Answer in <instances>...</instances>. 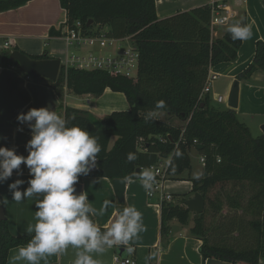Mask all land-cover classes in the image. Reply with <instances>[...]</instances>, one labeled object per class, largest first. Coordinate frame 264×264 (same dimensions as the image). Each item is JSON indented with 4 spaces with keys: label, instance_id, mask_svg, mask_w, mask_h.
Wrapping results in <instances>:
<instances>
[{
    "label": "trees",
    "instance_id": "16d2710c",
    "mask_svg": "<svg viewBox=\"0 0 264 264\" xmlns=\"http://www.w3.org/2000/svg\"><path fill=\"white\" fill-rule=\"evenodd\" d=\"M32 1L0 0V13L20 9ZM59 4L66 12L67 29H76L75 24L80 23L86 37L103 34L118 41L129 39L139 54L136 79L62 66L56 82L36 80L56 93L66 118L75 116L71 124L100 136L103 147L97 167L87 177L124 180L137 169L170 160L169 180L179 181L192 170L191 150L203 146L199 154L205 160L204 176L191 182L192 194H200L205 200V211L192 218L185 206L187 196L179 203L173 197V202H162L164 247L174 220L184 226L192 221L190 235L203 243L204 262L215 259L231 264H260L264 259V136L254 137L235 110L217 108L210 95H202L211 68L236 61L242 41H233L228 30L222 38L214 37L209 7L160 20L155 0H59ZM241 22L248 24L246 16ZM49 36L65 38L66 34L52 28ZM2 55L3 67L28 78L19 64L9 59V52ZM27 56L32 60L52 59L47 50L41 56ZM260 71H264L263 42L256 43L254 61L238 80L249 81ZM107 90L123 94L130 110L114 112L101 120L64 105L66 95L98 99ZM161 100L166 107L158 109L157 101ZM158 113L183 125L156 119L154 115ZM113 138L117 140L110 147ZM129 152L137 156L132 163L126 161ZM225 208L239 215L224 214ZM247 216L253 219L246 221ZM31 235L15 237L8 219L0 221V264H8L10 251L27 244ZM229 235L237 236L238 243L228 244ZM219 236L222 238L218 240ZM116 255L125 260L130 253L126 248H117Z\"/></svg>",
    "mask_w": 264,
    "mask_h": 264
},
{
    "label": "crops",
    "instance_id": "0c3cea01",
    "mask_svg": "<svg viewBox=\"0 0 264 264\" xmlns=\"http://www.w3.org/2000/svg\"><path fill=\"white\" fill-rule=\"evenodd\" d=\"M212 0H155L157 16L160 20L167 19L180 12L191 11L200 7H209ZM222 4L231 5L235 10L238 9L244 13L248 24L251 25L252 36L248 40L242 41V46L238 52V58L234 62L219 64L210 70V74L216 75L217 80L211 86L210 96L217 102L219 98L224 99L226 103L224 108H228L227 101L233 83L253 63L256 52V43H264V0H214ZM161 5L162 9H160ZM233 19L231 25L238 18ZM66 12L62 10L59 0H34L26 6L4 13H0V52L6 53L18 49L30 56H41L49 48V56L52 59H59L64 65L74 57H87L89 54H96L90 46L76 47L77 53L70 55L72 47L68 46L64 38H50L49 33L52 28L61 30L66 34L67 27ZM228 27H220L216 30L214 37L222 38ZM128 39L118 41L113 44L115 48L114 55L120 53L128 45ZM96 42V41H94ZM9 43V48H6ZM97 41L95 44H100ZM98 50V49H97ZM10 53V52H9ZM101 55V54H100ZM240 82V95L238 109L235 110L242 121L250 128V125L257 124L259 136H262L261 127L264 125V71L255 73L249 81ZM219 103V104H224ZM64 105L72 107L79 111H85L93 114L97 118L104 120L114 112H125L130 110L129 103L125 96L120 93H114L107 90L104 95L98 99L92 96H74L66 95ZM49 106L57 111L58 114L65 117L64 109L61 107L56 93L43 83L36 80H29L22 76L13 68H6L0 64V136L6 137L0 141V146L9 148L15 147L18 154L27 155L25 144L30 139V131L24 126L23 132H18L17 115L26 113L31 108H40ZM156 119L172 123L176 126H182V123H175V118L169 115L158 113L154 115ZM247 121V123H246ZM252 124V125H253ZM252 132V130H251ZM113 138L110 147L116 142ZM191 161L196 158L202 166V176H193L194 166L190 173H185L183 179L179 181L165 182L160 191L154 192V197L150 199L149 192L146 191L140 181L127 183L125 193V206L134 205L143 215V223L146 230L142 232L139 239L127 246H115L107 250L103 255L95 256L101 264H116V249L132 247L130 258L136 264H231L215 259H204L201 254L203 243L190 235V229L193 224L187 226L181 225L176 220L171 223V232L167 247H164V241L161 237V195H171L176 202L187 196V200L194 197L192 194L193 183L191 179H202L204 176V164L201 163V155L196 149L190 152ZM192 166V164H191ZM24 176L19 177L27 180L28 170L23 165ZM18 177L15 175L5 184L0 185V197L7 198L9 201L5 204L7 219L10 225V232L15 237L31 235L27 233L28 225L35 223V199H28L22 203L12 201V195L8 190V184L12 183ZM82 191H86L89 200L93 201V206L99 211L105 199L116 202L120 206L113 182L104 178H89L82 180ZM28 185L22 186L23 191ZM42 198V197H41ZM116 210L109 208L102 215L97 216V222L104 228L106 224L115 218ZM194 214H192L193 218ZM18 252V248L9 253L8 264L11 258ZM150 253H156L157 258L147 261ZM75 252L71 248L60 256L49 257L47 264H73ZM19 264H27L26 261H20ZM40 264H44L41 261ZM264 264V259L260 260Z\"/></svg>",
    "mask_w": 264,
    "mask_h": 264
},
{
    "label": "clouds",
    "instance_id": "9594fccd",
    "mask_svg": "<svg viewBox=\"0 0 264 264\" xmlns=\"http://www.w3.org/2000/svg\"><path fill=\"white\" fill-rule=\"evenodd\" d=\"M227 30L233 41L248 40L252 36L251 25L241 21ZM156 106L166 107L162 100ZM74 119L75 116L66 118L49 106L31 108L17 115V131L23 132L24 126L30 131V139L25 144L27 155L18 154L15 147L0 146V185L9 181L15 170L18 178L8 184L12 201L19 204L35 199L37 209L35 223L26 229L33 235L27 244L18 247L10 264L20 261L47 264L49 257L64 255L69 248L75 252L73 264H101L95 256L115 246L134 243L146 230L143 215L134 205L119 208L116 202L105 199L98 211L86 191L75 194L80 178L87 177L97 167L103 146L100 136L71 124ZM5 139L0 136V141ZM136 159L134 152L126 154L128 163ZM22 165L28 170L27 180L19 178L24 176ZM136 181L151 191L157 182L156 174L148 167L124 177L125 183ZM25 184L28 186L22 191ZM8 202L6 197L0 198V205ZM109 208L116 210L115 218L102 229L96 217L104 215ZM126 250L133 251L132 247ZM156 258V253H150L146 260Z\"/></svg>",
    "mask_w": 264,
    "mask_h": 264
},
{
    "label": "built area",
    "instance_id": "2783aa9c",
    "mask_svg": "<svg viewBox=\"0 0 264 264\" xmlns=\"http://www.w3.org/2000/svg\"><path fill=\"white\" fill-rule=\"evenodd\" d=\"M227 1V0H223ZM241 2L243 0H236ZM209 8L212 12L211 19V30L215 34L216 30L220 27H229L233 19L237 18L239 15L237 10H235L231 5L222 4L221 2L211 1ZM76 29H67L65 41L70 47H85L88 44H92L94 41L106 42L108 46H112L118 40L108 39L103 34L99 37H86L82 34V27L80 23L75 24ZM122 41V40H120ZM6 48H9V43H6ZM138 64H139V54L133 48L124 49L120 53L109 56V57H74L69 62L65 63V67H73L79 70L84 71H105L113 75H122L129 79H136L138 73ZM27 79L31 80L30 77ZM217 80L216 75L209 73L207 82L205 84L204 90L202 92L203 96L210 95L211 86ZM218 103H224L223 98L217 100ZM98 162V161H97ZM201 163L205 165V160L201 158ZM170 167V160H162L158 165L152 167L151 169L156 174L158 179L156 184L153 186V189L149 192V197L152 199L154 197V192L160 191L162 185L169 181L168 170ZM173 202L171 195H161L160 197V206L162 202ZM116 264H136V262L130 257L122 260L119 257L115 259Z\"/></svg>",
    "mask_w": 264,
    "mask_h": 264
},
{
    "label": "water",
    "instance_id": "95a60500",
    "mask_svg": "<svg viewBox=\"0 0 264 264\" xmlns=\"http://www.w3.org/2000/svg\"><path fill=\"white\" fill-rule=\"evenodd\" d=\"M93 24V21H90ZM9 59L15 61L19 64L23 73L30 77L32 80L46 79L51 82H56L61 68L62 63L59 59L51 60H32L27 55L20 51H12L9 53ZM2 63V53L0 52V64ZM240 95V82L236 80L230 90L227 106L231 110H237L239 104ZM261 131L264 136V125L261 127ZM203 146H197L196 150H201ZM93 169L91 172L95 171ZM141 169H137L139 172ZM77 191L75 194H79L82 191V185H75ZM127 183L122 179L113 181V188L115 190L118 202L120 204L119 208L126 207L125 203V193H126ZM185 206L194 215H202L205 211V200L200 194H195L191 199L186 200ZM7 219V213L4 206L0 205V221H5ZM123 251V249H121Z\"/></svg>",
    "mask_w": 264,
    "mask_h": 264
},
{
    "label": "rangeland",
    "instance_id": "374dc122",
    "mask_svg": "<svg viewBox=\"0 0 264 264\" xmlns=\"http://www.w3.org/2000/svg\"><path fill=\"white\" fill-rule=\"evenodd\" d=\"M238 11H239V19H241V21L244 19V13L241 11V9L239 10L238 9ZM237 21H239V20H237ZM236 21V22H237ZM127 42H128V45L129 46H127L125 49H129L130 47H133L132 46V44H131V41L128 39L127 40ZM96 42H93L91 45L90 44H88L87 46H90V47H92L94 50H95V52H96V54H98L99 56H97V55H95V54H89L90 56H95V57H102V58H104V57H109V56H113L114 55V51H115V48H113V47H109L108 46V44L106 43V42H101L100 44H95ZM115 43H117V42H115ZM116 45V44H115ZM112 46H113V44H112ZM134 48V47H133ZM98 49V50H97ZM135 49V48H134ZM47 51L49 52V48L47 49ZM8 52H11V51H8ZM78 52V50L76 49V47H72V49H71V52H70V55H73V54H75V53H77ZM101 54V55H100ZM66 93H68V92H66ZM211 100H212V104H213V106H215V107H217V108H221V109H223L224 107H225V105H226V103H224V104H219V103H216L214 100H213V98L211 97ZM240 119V121L241 122H243L242 120V117H240L239 118ZM175 123H179V124H181V122L179 121V120H177L176 119V121H174ZM244 123V122H243ZM246 123H247V121H246ZM245 124V123H244ZM250 127H251V130H252V135L254 136V137H257V136H259V130H258V128L256 127L257 126V124L255 125V124H251L250 125V123H247ZM182 125H183V123H182ZM191 164H192V167L194 166V171H193V176H196V177H199V176H202V166H201V164L200 163H198V160L196 159V158H194V159H192V161H191ZM246 198H248V196H246ZM225 213H235V214H238L239 215V212H237V211H231V210H228L227 208H225V210H224V214ZM251 219H253L251 216H247V219H246V221H250ZM223 219H221L220 220V223H221V221H222ZM190 224H192V221H190ZM216 237H218V236H216ZM235 237V238H234ZM233 237V235L232 236H230L229 235V238L230 239H228V244H230V245H234V244H237L238 243V239L239 238H237V236H234ZM220 238H222L221 236H219V238H218V240L220 239ZM215 239V238H214ZM218 240H216L217 242H219ZM240 243H243V239L242 238H240Z\"/></svg>",
    "mask_w": 264,
    "mask_h": 264
},
{
    "label": "bare ground",
    "instance_id": "6f19581e",
    "mask_svg": "<svg viewBox=\"0 0 264 264\" xmlns=\"http://www.w3.org/2000/svg\"><path fill=\"white\" fill-rule=\"evenodd\" d=\"M160 9H162L161 5H159Z\"/></svg>",
    "mask_w": 264,
    "mask_h": 264
},
{
    "label": "flooded vegetation",
    "instance_id": "af4514ba",
    "mask_svg": "<svg viewBox=\"0 0 264 264\" xmlns=\"http://www.w3.org/2000/svg\"><path fill=\"white\" fill-rule=\"evenodd\" d=\"M2 57H3V55H2Z\"/></svg>",
    "mask_w": 264,
    "mask_h": 264
}]
</instances>
